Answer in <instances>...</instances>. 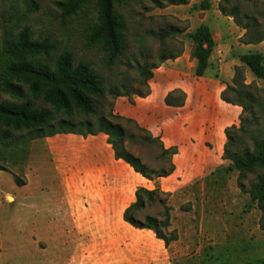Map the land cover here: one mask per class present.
I'll use <instances>...</instances> for the list:
<instances>
[{"label":"rangeland","instance_id":"1","mask_svg":"<svg viewBox=\"0 0 264 264\" xmlns=\"http://www.w3.org/2000/svg\"><path fill=\"white\" fill-rule=\"evenodd\" d=\"M60 2L63 0H0V48L5 34L14 38L23 29L29 28L37 40L48 39L56 46L57 52H69L77 63L90 65L107 84L106 102L100 112L126 132L129 138L123 141L124 150L138 157L155 174L174 166L173 158L178 155V148H170L177 150L176 155L163 158L159 145L141 143L140 139H145L147 135L135 126L160 140L164 148L159 137H154L132 119L116 113L115 101L118 97L108 90L112 88L110 92L116 93L119 98L128 97L132 102L131 99L139 98L136 94L143 95L148 89L150 93V84H156L155 74L168 76L182 68L187 71L194 68V71L195 61L191 58L194 46L190 36L199 27L208 29L214 46L204 76L206 78L208 74L206 79L214 80L215 85H222L218 96L220 101L222 95L236 100L235 94L226 91V87L233 88L236 76H240L244 87H239L238 91L246 111L241 114L239 109L240 115L228 120L226 111H221L215 102L217 112L223 113L220 114L223 129L216 133L219 137H215L222 144V151L219 155L214 154V145L210 140L217 127L212 123L213 108L206 102L205 95L192 109L190 103L186 105L185 95L183 106L173 108L179 111L170 112L184 116L181 120L184 131H190L191 126L199 124L194 134L197 139H192L204 142L205 149L211 150L203 154V164L207 161L209 165L198 177L183 180L182 188L176 193H164L161 185L156 183L153 187L146 186L151 191L159 188L162 192L159 199L170 209V226L164 233L168 238L173 232L177 235V241L167 248L170 264H264V223L262 228L260 225L262 211L246 194L249 186L264 173L255 171L248 174L242 181L243 189H240L237 172H227L230 162L222 160L227 142L224 131L231 126L239 127L240 117L244 120L254 118L256 125L246 126L244 134L239 135L238 145L229 147V151L251 150L254 140L264 139V82L256 79L240 62L242 56L260 54L264 63V41L246 45L245 32L236 26L232 18L220 12L224 8L237 7L241 16L255 18L264 27V0H125L119 11L126 21L127 50L113 67H106L100 47L89 39V28L96 16L95 0H89L68 18L61 16L62 12L57 7ZM13 11L18 12L17 17L13 16ZM169 31H175V34L163 40L159 38L160 34ZM161 56L168 60L161 64ZM164 65L167 67L162 69ZM139 67H147L153 74L148 87L142 84ZM1 71L0 66V75ZM197 82L207 84L202 79H197ZM211 85L207 84L209 91ZM22 90L27 99L32 100L26 88ZM174 91L180 90H172V87L165 90L164 99ZM2 103L17 102L0 92ZM34 103L53 115L55 125L66 119L45 105L42 99ZM111 113L120 119L110 118ZM83 117L75 114L70 119L76 125L73 131H85L77 125L84 120ZM91 122L95 129L94 119ZM0 135L6 136L4 145L0 146V264H65L66 260L49 258L53 249L34 242L33 236L36 226L42 222L39 217L33 219L35 209L39 210L40 206L50 208L49 204L54 206L63 202L59 195V181L46 153L47 146L41 143L46 138L37 139L32 132H14L2 125ZM15 179L20 187L15 185ZM168 185L169 181L163 184V188ZM163 213V207L154 203L135 212L133 217L139 222L147 216L163 221ZM28 232H32V236H26ZM47 245L50 246L49 242ZM45 250L46 256L43 254Z\"/></svg>","mask_w":264,"mask_h":264},{"label":"trees","instance_id":"2","mask_svg":"<svg viewBox=\"0 0 264 264\" xmlns=\"http://www.w3.org/2000/svg\"><path fill=\"white\" fill-rule=\"evenodd\" d=\"M89 0H63L57 4L62 12L63 18L75 15L82 5ZM226 3V1H225ZM125 0H95L96 16L95 21L90 25L89 39L95 42L104 54V64L106 67H113L125 55L127 50L126 21L120 13L119 8L123 7ZM227 4V3H226ZM30 9L31 6L27 5ZM229 10L228 12L226 10ZM221 9V13L235 21L237 27L245 32L246 45H257L264 41V27L260 26L255 18L247 15H240L237 7ZM13 16L17 17L18 12L13 11ZM264 17V13L262 14ZM175 31L160 34L161 40L171 37ZM193 43L191 58L195 61L194 75L202 78L209 68V58L212 54L213 41L206 27H199L190 36ZM168 59L160 57V63ZM240 62L256 78L264 82V63L260 54L242 56ZM0 92L8 95L17 103L0 104V125L5 129L14 132H32L34 138H53L57 135H75L82 138L88 136L104 135L107 144L111 147L117 161H122L135 174L142 179L153 182L156 179L167 178L174 172L171 165L168 171L155 174L142 161L134 155L126 152L123 148V141L127 138L124 129L103 116L100 112L106 102L107 84L105 80L88 64L78 62L69 52H57L56 46L48 39L37 40L29 28L23 29L14 38L10 34H5L0 48ZM142 84L146 87L153 74L147 67L138 68ZM242 78L236 76L234 87H226V91L235 94L236 100H229L222 95L221 101L227 105L238 107L245 113L246 107L241 102L239 87H244ZM22 88H26L32 100L27 99ZM108 92L114 97L116 93ZM149 89L145 94H136L139 98L149 96ZM250 97V94H249ZM248 97V99H249ZM128 98V97H127ZM42 99L45 105L61 114L66 119H62L54 124L55 118L45 109H40L34 103L35 100ZM185 94L181 91H174L166 96L164 104L167 107L181 108L184 104ZM251 103V100H250ZM75 114L84 116V120L77 123L84 132L73 131L75 123L71 118ZM112 119H120L109 114ZM89 118V119H88ZM94 119V129L91 120ZM130 121V120H129ZM256 125V120H244L240 117L239 127L231 126L224 131L226 144L223 149V161L230 162L227 172H237V183L243 189L242 181L248 174L255 171L264 173V139L254 140L251 150L229 151V147H235L239 142V135H243L246 126ZM57 127V128H56ZM140 132L146 133V138H141L140 142L149 146L159 145L161 156H173L177 154L176 149L164 150L160 140L153 138L148 132L135 126ZM47 130V134L45 131ZM4 135H0V146L4 145ZM1 171V170H0ZM15 185L21 184L15 179ZM252 203H257L262 211L260 225L264 223V176L259 175L255 182L246 191ZM162 192L159 188L152 191L140 188L135 192V202L130 205L123 214V221L136 230H146L154 234L155 238L163 242L165 248L177 241V235L173 232L170 238L166 232L170 226V209L160 200ZM157 203L163 207V221L152 217H145L143 222L137 221L133 214L141 211L147 206ZM264 228V227H263Z\"/></svg>","mask_w":264,"mask_h":264},{"label":"crops","instance_id":"3","mask_svg":"<svg viewBox=\"0 0 264 264\" xmlns=\"http://www.w3.org/2000/svg\"><path fill=\"white\" fill-rule=\"evenodd\" d=\"M193 69H176V73L168 76L155 74L156 84H150L148 97L134 98L132 102L122 97L115 101L116 113L159 137L165 150L178 148V155L173 158L175 170L167 178L153 183L142 179L115 159L104 135L86 138L57 135L42 140L41 143L47 146L46 153L51 158L63 201L54 206L49 204L50 208L40 206L33 216L35 220L42 219L33 231L34 242L53 249L49 258L66 260L65 264H170L163 242L150 231L136 230L126 224L123 214L135 202L136 190H148L146 185L153 187L156 183L161 185L164 193H176L182 188L183 180L198 177L209 165L207 161L203 164V154L211 150L205 149L204 142L194 141L199 124L191 126L189 132L184 131L181 125L184 116L170 112L179 109L164 105L165 90L172 87V90L183 91L186 105L190 103L192 109L206 95V102L213 108L212 123L217 125L216 132L210 136L214 154L219 155L222 151V144L215 140L216 133L223 129L220 116L223 113L220 112L224 109L228 120L240 115L239 108L225 105L218 99L222 91L220 83L215 85L214 80L206 79L208 74L206 78H197ZM197 79L212 84L211 90ZM215 102L220 112H217ZM168 181L167 188H163ZM30 233L26 236H32ZM43 254L46 256L47 250Z\"/></svg>","mask_w":264,"mask_h":264}]
</instances>
